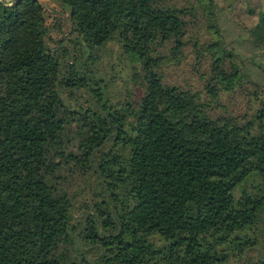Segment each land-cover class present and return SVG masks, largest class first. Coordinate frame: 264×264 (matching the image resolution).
<instances>
[{"label":"trees","instance_id":"16d2710c","mask_svg":"<svg viewBox=\"0 0 264 264\" xmlns=\"http://www.w3.org/2000/svg\"><path fill=\"white\" fill-rule=\"evenodd\" d=\"M258 2L0 0V264H264Z\"/></svg>","mask_w":264,"mask_h":264},{"label":"rangeland","instance_id":"374dc122","mask_svg":"<svg viewBox=\"0 0 264 264\" xmlns=\"http://www.w3.org/2000/svg\"><path fill=\"white\" fill-rule=\"evenodd\" d=\"M259 0H251L252 3H259ZM45 6H49L50 8L53 7V3H48L45 1ZM259 5V4H257ZM227 12H230V10H227ZM234 17L238 19L240 17V13H234ZM110 61L117 60V56H113L110 58ZM194 56L189 55L187 61H185L183 64H180L179 66H170L164 67V72H165V77L167 80L172 81L173 83L181 84L184 86H190L192 85L194 88L197 90H202L204 87V82L202 81L200 75L195 71V68L193 67L194 65ZM119 72H121L123 69L118 68ZM126 77V75H124ZM258 253H257V258L258 260L264 259V248L262 247V244L259 245L258 248H256ZM248 259V258H247ZM251 261L249 264H256L255 258L253 256L251 257Z\"/></svg>","mask_w":264,"mask_h":264},{"label":"water","instance_id":"95a60500","mask_svg":"<svg viewBox=\"0 0 264 264\" xmlns=\"http://www.w3.org/2000/svg\"><path fill=\"white\" fill-rule=\"evenodd\" d=\"M14 4H15V2H14ZM13 4H10V3H7V6H12Z\"/></svg>","mask_w":264,"mask_h":264}]
</instances>
